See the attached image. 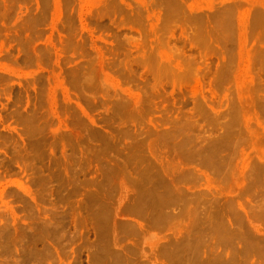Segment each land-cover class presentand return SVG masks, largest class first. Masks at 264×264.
<instances>
[{"label": "rangeland", "instance_id": "obj_1", "mask_svg": "<svg viewBox=\"0 0 264 264\" xmlns=\"http://www.w3.org/2000/svg\"><path fill=\"white\" fill-rule=\"evenodd\" d=\"M0 264H264V0H0Z\"/></svg>", "mask_w": 264, "mask_h": 264}]
</instances>
